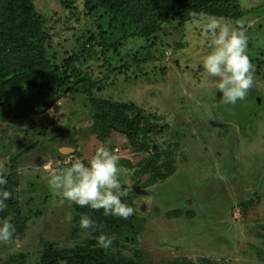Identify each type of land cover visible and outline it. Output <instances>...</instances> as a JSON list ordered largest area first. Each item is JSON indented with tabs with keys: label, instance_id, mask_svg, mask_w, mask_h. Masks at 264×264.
Here are the masks:
<instances>
[{
	"label": "rangeland",
	"instance_id": "1",
	"mask_svg": "<svg viewBox=\"0 0 264 264\" xmlns=\"http://www.w3.org/2000/svg\"><path fill=\"white\" fill-rule=\"evenodd\" d=\"M238 1L242 19L218 20L246 33L253 82L244 101L222 105L202 67L209 18L181 23L175 0H156L161 31L146 40L96 0H33L60 76L88 77L93 98L134 105L147 121L135 142L96 130L83 85L57 100L24 88L50 106L42 115L0 109V172L19 177V207L5 218L15 233L0 242V264H40L52 249L90 250L113 264H264V0ZM101 146L132 184L127 220L77 212L49 189L48 160L57 169L87 164ZM84 215L95 230L79 227ZM101 234L110 248L97 245Z\"/></svg>",
	"mask_w": 264,
	"mask_h": 264
},
{
	"label": "trees",
	"instance_id": "2",
	"mask_svg": "<svg viewBox=\"0 0 264 264\" xmlns=\"http://www.w3.org/2000/svg\"><path fill=\"white\" fill-rule=\"evenodd\" d=\"M101 7L125 18L148 40L158 35L161 24L157 20L156 0H96ZM176 16L181 23L202 18H221L238 21L243 11L238 0H175ZM41 17L33 0H0V109H17L23 114L42 115L48 104L32 102L22 95L25 89L38 90L53 96L65 97L77 86L83 85L95 111V129L128 134L135 142L147 117L142 109L93 98L88 77L73 81L62 78L46 57ZM30 150H27V152ZM3 187L12 193L7 207L0 211V220L7 218L11 209L19 207V177L7 176ZM87 206H75L83 212ZM40 264H113L96 252L49 250ZM167 264H194L187 259Z\"/></svg>",
	"mask_w": 264,
	"mask_h": 264
},
{
	"label": "clouds",
	"instance_id": "3",
	"mask_svg": "<svg viewBox=\"0 0 264 264\" xmlns=\"http://www.w3.org/2000/svg\"><path fill=\"white\" fill-rule=\"evenodd\" d=\"M204 32L211 48L202 58L205 81L214 84L222 94L219 100L222 105H236L238 101H244L252 86L254 71L247 54L246 33L215 18L206 21ZM118 159L114 150L101 146L97 147L87 164L77 160L70 166L57 169L53 166L54 161L48 160L44 167L49 174V189L80 207L102 209L104 216L127 220L135 209L122 198L130 192L132 184L120 179ZM7 183L6 174L0 172V211L7 207L6 202L12 196L3 187ZM79 227L95 230V221L84 215L80 218ZM14 233L15 226L8 219L0 222V242L11 241ZM97 245L108 249L112 239L107 234H101Z\"/></svg>",
	"mask_w": 264,
	"mask_h": 264
}]
</instances>
